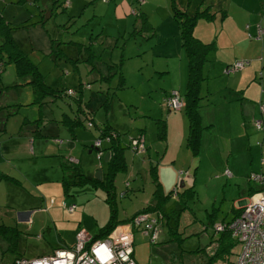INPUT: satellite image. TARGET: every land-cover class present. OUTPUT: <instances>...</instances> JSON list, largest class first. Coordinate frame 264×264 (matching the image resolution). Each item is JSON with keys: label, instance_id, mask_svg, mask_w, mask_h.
I'll use <instances>...</instances> for the list:
<instances>
[{"label": "rangeland", "instance_id": "obj_1", "mask_svg": "<svg viewBox=\"0 0 264 264\" xmlns=\"http://www.w3.org/2000/svg\"><path fill=\"white\" fill-rule=\"evenodd\" d=\"M178 1L177 5L191 14L201 8H213L205 6L212 4L216 9L218 21L215 22L219 29L222 21L225 27L231 25L239 32L237 38H223L219 43L213 36L207 40L202 39L205 42L215 40L216 48L207 55L204 65L206 78L201 87L203 97L199 102V109L211 106L221 99L223 87L229 85V77L235 76L237 72L226 73L224 67L236 59L251 58L248 68L252 67L256 71L255 89L264 87V37L256 39L248 36L256 31L259 23L264 27V0ZM4 2H9V5L7 8L0 7V13L11 22L13 36L52 86L58 89L76 88L80 81L90 82L91 90L98 96L97 101H101L107 83L98 79L96 68L103 74L109 72L110 78L117 75V81L116 78L112 79V87L108 89L109 94H106L110 97L109 105L94 107L92 116L95 125L92 129L80 124L71 132L61 119L64 113L73 117L77 99L66 93H57L55 96H47L41 103L32 102L34 93L31 85L26 82L25 77L17 75L14 62L8 61L0 51V114L6 116L11 111L6 125L7 132L11 131V136L7 132L0 135L1 140L11 138V148L8 150L11 151V160L0 162V165L10 164L11 167H16L20 174H14V178H11L10 206L4 205V201L0 200V225L17 228V231L11 230L9 240V233L0 228V262L11 263L16 255L32 259L34 256L53 251L55 247L74 245L81 227L94 234L108 221L110 201L115 202L117 217L122 218L142 207L146 199L151 198L154 185L142 172L146 168H142V174L137 176L130 175L128 170L117 172L111 193H108L103 184L92 181L70 185L65 192L59 162L70 153L78 159L76 163L69 161L75 166L74 170L82 169L86 174L95 175L97 169L104 165L101 166L99 162L96 146H93L96 150L94 152L90 151L88 144L93 136H98L99 128L107 123L119 130L124 137L127 133H136V129L143 127L147 142L153 139L152 131L156 132V118H164L166 115L162 105L163 97L168 92V86L179 79L175 72H153L155 67L167 60L164 56L166 53L176 51L169 41L156 44V35L152 34L155 31L153 28L158 29L156 33L162 32V28L174 31L173 37L179 36L178 46L181 38L173 15L172 0H117L116 4L110 3L111 8H129L124 15L129 17L128 23L124 25V22H121L118 28L114 25L119 24L114 13H105L103 9L106 0H86L83 8L78 4V0ZM32 3L34 5H31ZM141 14L146 17L145 21H148L151 27L142 25L144 21ZM196 17L194 26L197 29L209 21L201 15ZM22 21L39 22L23 28ZM19 24L21 26L15 27ZM247 24L254 28L246 33V37L240 25L246 30ZM104 27L110 29L114 36H107ZM50 38H54V43L60 41L59 46L50 47ZM74 42L86 46L81 47V58L88 57L91 54L88 51H91L95 55L94 60L88 62L89 64L81 60L78 68H75L69 59L66 61V56H77L79 49ZM50 49L62 54H54L55 51L51 54ZM180 51L186 65L187 59L181 45ZM260 56L262 58L259 59ZM111 63H119L125 78L124 86H118V74L114 73L116 66ZM184 86L185 78L181 91ZM58 89L56 88V91ZM89 91V88H84L85 94L80 100L82 103L87 99ZM214 117L218 121V113H215ZM25 124L33 128L38 127V130L31 132L33 135L28 139L19 135L27 130L28 125ZM250 124L246 134L245 127L241 124L238 128L234 125L230 131H226L222 129L220 121L217 125L204 129L205 140L201 136L197 156L192 158L185 146L177 151L172 168H167L169 175L162 176L166 193L173 187L169 181L174 170L178 172L179 169L188 168L192 179L196 178L195 194L188 199L186 195L179 194L178 200L180 198L182 204L185 199L186 207L181 214L178 233L177 230L173 233L175 235L171 233L173 239L167 243H151L135 229L134 256L138 264H201L206 259L208 253L205 246L209 243V233L212 229L208 222L209 217L216 214V221L223 218L225 221L230 220L235 209L240 208L245 201H250L253 192L250 194L249 186L264 182V179L249 181L252 172L262 173L260 169L264 168V131ZM37 131L43 135H39ZM211 131L215 136H210ZM55 134L56 138L63 139L62 143L55 141ZM106 140L102 139L103 142ZM69 143L72 148L67 146ZM131 150L127 148L125 151L129 159L131 155L128 153L132 152ZM2 151L0 146V158L4 156ZM139 156L143 158L142 154ZM228 159L231 164H227ZM230 165L235 167L236 174ZM225 168L229 169L231 176L225 174ZM170 193L172 195L178 192L173 189ZM175 199V196L167 198L166 206L175 207ZM65 200L71 204L75 203V208L69 210L64 207L62 204ZM151 202L157 203L155 200ZM210 212L213 213L209 215ZM205 224L208 225L206 230H203L202 226ZM167 236L163 227L161 238L166 239ZM240 249L241 244L236 241L231 252L213 264H235Z\"/></svg>", "mask_w": 264, "mask_h": 264}, {"label": "trees", "instance_id": "obj_2", "mask_svg": "<svg viewBox=\"0 0 264 264\" xmlns=\"http://www.w3.org/2000/svg\"><path fill=\"white\" fill-rule=\"evenodd\" d=\"M41 9V8H40ZM172 9H173V15L174 18L177 21L178 27H179V35L181 38V46L184 49L185 57L187 59L186 61V79H185V86L184 91H180L179 88H170L168 89V92L164 95L162 105L167 110H182L185 119H186V134L184 137V143L182 145L185 146L187 149H189L191 153V157L197 156L199 154L200 150V143H201V134L203 129L202 124V117H201V111L199 109V102L202 99L203 95L201 92L202 83L205 80L206 76L204 75V65L207 60V55L216 48V42L215 40H211L208 42L203 41L200 39L197 35L194 33V25L197 21L198 15L206 17L208 20H213L215 18V12H209L208 8L198 9L194 14L188 13L186 9L180 7L177 5L176 0H172ZM142 15V19L145 22H142V25H147L146 27H151L150 23L146 20V17ZM43 20V19H42ZM45 20V19H44ZM25 21V20H24ZM23 22V21H22ZM39 21H32V22H23L22 27L25 28V26H29L31 24L37 23ZM42 22V21H41ZM21 26V24L16 25L15 27ZM249 27V24L246 25ZM260 28V30H263L261 32H257V29ZM13 27L11 26V22L7 21L5 17L0 13V51L2 54L5 55L6 59L8 61H12L15 64L16 73L19 76H23L26 78V82L31 85L32 91L34 93V97L32 99V102L35 103H41L43 102L47 96L49 95H57V93H66L68 95L73 96L75 99H77V105L75 107V111L73 114V117L69 116V114L64 113V116L62 117L61 121L63 124H65L71 132L75 130L77 125H83L84 127H87L89 129H92V127L95 125L94 118L92 116V112L94 110V107L97 105H109V94L108 89H110L112 86L110 85L112 79L116 78L117 81V75H114V77H111V74L108 72L106 74H103L100 72L99 68H96L98 71V79L101 82L107 83V88L105 89V93L102 97L101 101H97L98 96L94 94V90H91L90 82H82L80 81L78 83V86L76 88L73 87H63L62 89H58V87H54L51 84H49L46 79L45 75L38 69V65L30 58L27 51H25L19 41L13 36L12 33ZM257 29L254 33H249V37H253L256 39H263L264 37V27L262 23L257 25ZM54 38H50V47L56 45L59 46L60 41L53 42ZM74 44L78 45V52L77 56L74 58H71L69 56H66V61L69 59L73 62L75 68H78L79 61L83 60L88 62H91L94 60L95 55L93 52L88 57L81 58L80 51L81 47L83 46L81 43L74 42ZM86 47V46H83ZM90 48V46H88ZM53 51H55L54 54H62L59 51H56L54 49H50V53L52 54ZM62 52V51H61ZM49 53V54H50ZM58 58V57H55ZM262 58V56L259 57V59ZM236 60H246L247 62L243 63V66L240 68H233V63ZM233 62L229 63L224 67V72L229 73L232 71H241L244 68H246L251 63V58H242V59H236ZM115 65L114 73L118 74V86H124L125 85V78L123 76L122 70H120L117 63H111ZM112 65V66H113ZM93 66L91 65V69H93ZM118 68V69H117ZM256 72V71H255ZM256 75V73H255ZM254 77V76H253ZM108 79V81H107ZM56 88L58 91H56ZM84 88H89V94L87 97V101L85 100L83 103L80 101L82 100L85 92ZM176 90L182 99V104L179 107H174L171 103V98L173 97V91ZM264 90V87L262 86L261 91ZM263 93V92H262ZM96 97V98H95ZM109 97V98H108ZM95 98V99H94ZM258 108L261 112H264V107H261V105L264 104V98L260 97L257 101ZM2 106L0 107L1 110ZM9 111L6 116H1L0 114V135L5 131V124L6 119L9 116ZM220 119L221 114L218 115ZM261 120V124L258 125L257 122ZM251 123L254 127H256L259 130L264 131V117L257 116L251 118ZM210 125V124H209ZM140 130H138L136 133H127L124 137L121 135L119 130H117L115 127L111 126L110 124H105L103 127L99 128L98 136H93V139H91V144H88V148L91 149V151L94 150L95 141L97 139L101 140V144L99 146H96L97 149L100 148L102 150V154L99 157V162L102 166L101 172H102V178L98 179L95 177V175L86 174L82 169H73L75 167L73 164L69 163H76L78 159L72 155L68 154L66 158L60 159V167L62 171V178L61 182L64 188V191L67 192V188L70 185L74 184H80L85 183L87 181H92L93 183H101L104 185V187H107L108 193L113 192L114 190V177L119 171H126L128 170V161L127 157L125 155V150L127 148L132 149V153H137V155L142 154V157L145 158L146 152L148 150V142H146V139L144 137V128L140 127ZM38 130L37 128H34V131ZM37 133H41L37 131ZM53 134V133H52ZM155 136L157 139H166L167 135V123L166 119L163 117H157L156 118V132ZM33 135V134H31ZM55 138V141L58 143H62L63 139L61 140L59 138H56V134L53 135ZM103 138H106V141H102ZM135 138H138L143 143V146H140V143L136 144V146H133V141ZM71 147V145L69 146ZM72 148V147H71ZM109 152V156L107 160H104V152ZM96 150H94L95 152ZM104 151V152H103ZM264 158V157H263ZM76 161V162H75ZM264 162V159H263ZM157 163V162H156ZM149 164V166L142 172L145 173V176L153 182V190L151 192V198L146 199V203L136 209L134 212L129 214L127 217L118 218L117 214V207L115 202L110 201V216L108 218V221L106 224L102 227H100L94 234H91L86 228L81 227V229H86L90 234L91 238L93 240L96 239H102L103 237H106L112 229L119 224H125L127 220L131 219L133 215L136 213H148L150 217L155 218V224L157 225V233L156 237H151V232L153 231V226L144 230L145 225H132L131 227V233L133 236L132 241V257L134 261L137 263L135 256H134V241H135V229H138L142 235L146 236L148 240L151 243H159L164 242L167 243L169 240L173 239V233H178L180 221H181V214L185 210L186 200L184 199L183 205L181 204V199L178 196L179 194L186 195V198L191 197L195 194V183L194 178L192 179V175L190 173V170L188 168L185 169H179L178 172L175 171V174L173 173V176L171 178L172 180V188L169 189L168 193H166L165 186L162 183V180L158 176L157 171V164ZM69 171V173H67ZM140 172V174H142ZM225 174L228 176H231V172L228 168H225L224 170ZM256 172H252L249 175V181H251L252 174ZM262 174V178L264 179V172L258 173ZM169 175V172L166 174ZM2 176L7 178H14L13 175L9 174H2ZM165 176V175H164ZM259 180H263V179ZM180 180H182V185ZM258 180V179H253ZM175 181V182H174ZM129 184V180L127 181ZM174 184V185H173ZM260 186V187H259ZM250 185L249 186V192L250 194L253 192H256L258 190H264L263 184L261 185ZM173 189H176L178 193H173L171 195V191ZM182 192V193H181ZM176 197V206L172 207V205L165 204V200L170 197ZM151 200H155L157 203H152ZM180 201V203H179ZM64 204V202H63ZM68 207V206H64ZM75 207V206H74ZM241 207L235 212L234 216L230 219L225 221L222 219L221 221L215 222L213 219V216L209 217L210 219L208 222L210 223V226L212 227L211 232L209 233V243L205 246V251L208 253L206 259L201 264H213L215 261L219 259H223L226 255H228L231 252V248L236 242V238L232 235V230L230 229V223L239 215L241 212ZM69 209V207H68ZM74 209V208H73ZM69 209V210H73ZM214 211V210H212ZM213 212H210L212 214ZM164 217V218H163ZM192 217H190L191 219ZM164 219V220H163ZM217 224H222L224 227L223 229H216L215 226ZM164 225V226H163ZM208 224H205L202 226L203 230H206ZM163 227L165 236L168 235V238H161L163 233ZM0 228L5 229L9 234L7 235L8 240L11 237V230L17 231V228L15 226L11 225H0ZM152 228V229H151ZM159 229V230H158ZM78 233V232H77ZM173 235H172V234ZM7 234V233H5ZM60 247H70L68 245H62L56 248ZM53 249V250H54ZM199 249V248H197ZM52 252V251H51ZM46 253V254H50ZM45 255V254H42ZM41 256V255H39ZM25 256L23 255H16L11 263H6L1 261L0 264H16V260L19 258H23ZM35 257V256H34ZM28 258V257H26Z\"/></svg>", "mask_w": 264, "mask_h": 264}, {"label": "crops", "instance_id": "obj_3", "mask_svg": "<svg viewBox=\"0 0 264 264\" xmlns=\"http://www.w3.org/2000/svg\"><path fill=\"white\" fill-rule=\"evenodd\" d=\"M85 2L86 0H78V4L82 5L81 8H83V5L85 4ZM112 2L113 4H116L117 0H106V4H104V7H103V9L105 10V13H108V11H112L114 13L116 18L119 20L118 22L119 24L114 23L116 28L120 26L121 22H124V25H126L128 23L129 17L124 16V15H125V12L129 11V8H114V6L113 8H111L110 3ZM176 2L178 3L179 1L176 0ZM8 5H9V2L5 3L4 0H0L1 8H7ZM31 5H34V3H32ZM205 6H212L213 8H208V10L209 12H212V13L215 12L216 14V9L214 8L212 4H206ZM215 21H218V18H216V15L213 20L206 21L207 24H204L200 29H197V27L195 26L194 27L195 34L203 40H207L213 36V38L216 40L217 43H219L220 39H223V38L235 39L239 36V32L235 31L231 25L229 26L226 25L225 27L222 21H220L221 28L219 29ZM107 24L109 25L110 22ZM240 26H241V31L244 32V35H246V37H247L246 33L250 32L252 28H254V26H251V27L250 25L249 27L246 26L247 27L246 29L247 31H246L242 25ZM216 28L218 29V31ZM104 29L107 32L106 33L107 36L109 35L114 36V33H112L110 29H106L105 27ZM162 29H163L162 32L156 33L158 29L153 28V30L155 31H153L152 34L156 35V37H154L156 39L155 43L158 44L162 41L164 42L169 41L173 44L175 48L174 50L176 51L166 53L164 56L167 58V60L162 65L155 67L153 72L157 74L158 73L171 74L172 72H175L177 77L179 78L178 82L176 81V82L171 83L168 86V88H170V90L172 88H179V90L181 91V89L183 88V80L184 78L186 79V71H187V67L183 62V57L180 51L181 42H180V45L178 46L179 36H176L174 38L173 37L175 35L174 31H170L167 28H162ZM253 76L254 77L256 76L255 69L252 67L248 68V66L247 68L236 72L235 76L229 77L228 79L229 85H226V87H223L221 95H220L221 99L211 104V106H205L204 108L200 110L202 121H203V126H204L202 129L201 135L204 140H205L204 135H203L204 129H208L211 126H215L220 121H221L222 129L224 128V130L226 131H230L231 127H233L234 125L238 128L241 124L243 127H245L246 134H248L247 128L251 125L250 124L251 118L257 117V116L264 117V112H261L259 110L258 103H257L260 97L264 98V90L261 91V89H255L256 85H255ZM249 90H250V93H249ZM238 100L239 102H236ZM165 112H166V115L164 118L166 119V123H167L166 139H157L155 136L156 135L155 131L154 132L152 131V134H153L152 138L154 140L149 139V144L147 145L148 150L146 152L147 154L145 158H141L139 155L134 154L129 151L128 154L131 155L129 159V157L125 153L127 157L128 165H129L128 173L130 175L137 176L140 173V170L142 168H147L149 164L151 163L154 164L157 162L156 164H157L158 176L160 177V179L162 180V183L164 184V180L162 176L168 173L167 171L168 167L172 168V164H174L177 158V151H179V149H182V145L184 143V137L186 134L185 133L186 132V119H185V116L182 110L165 109ZM215 113H218V115L221 114V117L220 119H218V121L215 120V117H214ZM8 122H9V119L8 120L6 119L5 131L2 134L7 132L6 125ZM25 125H28V127H26L27 130L20 132L19 135H22L23 138L28 139V137L31 135V132L34 131V128L31 127V125L29 124H25ZM138 130L140 129H136V131ZM7 134L11 136V131L7 132ZM39 135H43V134L39 133ZM210 136H215L213 131H211ZM144 137L147 142L146 133L144 134ZM10 142H11V138L10 140L8 138H5L3 140L0 139V146L3 148L2 154H4V156L0 158V162H3L7 159L11 160V151H8L11 148ZM89 142L91 144V140ZM67 146H70V143L67 144ZM227 164H231L229 159L227 160ZM230 167L233 169L234 174H236L237 171H235V167L233 165H230ZM260 170L264 172L263 167ZM2 174H9V175H14V174L20 175V174L17 171V168L11 167L10 164L0 165V200L2 202L4 201L3 203L4 205L8 204L10 206L11 203L9 202L11 200V178L4 177L2 176ZM174 174H175V170H174ZM234 174L232 175V177H234ZM195 181H196V178H194L193 183H195ZM169 184L171 186L172 180L169 181ZM259 184L260 185L263 184L264 186V182H260ZM214 201H215V198H214ZM68 202L70 201L65 200L64 204L62 205L67 206L71 204V202L70 203ZM238 209H235V212ZM27 216H25V220L27 219ZM19 218L22 219L21 217ZM213 219L215 221L217 220L216 214L213 215Z\"/></svg>", "mask_w": 264, "mask_h": 264}, {"label": "built area", "instance_id": "obj_4", "mask_svg": "<svg viewBox=\"0 0 264 264\" xmlns=\"http://www.w3.org/2000/svg\"><path fill=\"white\" fill-rule=\"evenodd\" d=\"M260 28L257 32H261ZM246 60H236L233 68H240ZM171 103L174 107L182 104L176 90L173 91ZM264 107V104L261 105ZM261 124V120L257 122ZM139 142L138 138L133 141V146ZM101 140L97 139L95 145L99 146ZM98 156L102 154L100 148L97 149ZM262 174L253 173V179H261ZM263 179V178H262ZM69 209L74 208V204L67 205ZM144 224L146 229L153 226L151 237H156L157 225L155 218L148 213H139L132 216L125 224L116 225L112 231L102 239L93 240L91 234L86 229H81L77 233V241L70 247H60L54 249L50 254L28 259L26 257L16 260V264H136L132 257L131 233L132 225ZM222 224H217L216 229H223ZM152 229V228H151ZM232 235L241 244V249L237 254L235 264H264V190H258L251 195L250 201L242 205L241 212L230 223ZM159 230V229H158Z\"/></svg>", "mask_w": 264, "mask_h": 264}, {"label": "water", "instance_id": "obj_5", "mask_svg": "<svg viewBox=\"0 0 264 264\" xmlns=\"http://www.w3.org/2000/svg\"><path fill=\"white\" fill-rule=\"evenodd\" d=\"M97 149V147H96ZM91 151V149H90ZM108 156H109V152L106 151L105 154H104V160H107L108 159ZM95 177H97L98 179H101L102 178V172H101V168H98L97 171L95 172ZM181 184L182 185V180H180Z\"/></svg>", "mask_w": 264, "mask_h": 264}]
</instances>
